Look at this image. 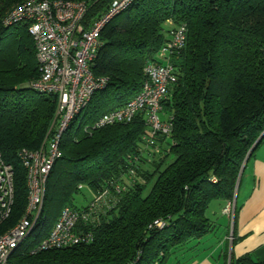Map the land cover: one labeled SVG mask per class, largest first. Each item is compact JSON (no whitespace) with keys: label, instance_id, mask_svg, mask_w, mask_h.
I'll return each instance as SVG.
<instances>
[{"label":"trees","instance_id":"obj_1","mask_svg":"<svg viewBox=\"0 0 264 264\" xmlns=\"http://www.w3.org/2000/svg\"><path fill=\"white\" fill-rule=\"evenodd\" d=\"M25 1L0 0V153L11 166L14 188L6 227L26 205V172L17 154L46 145L56 107L53 96L28 86L38 78L28 25L2 24ZM66 1L89 4L85 25L109 2ZM171 25L186 26L184 47L170 59L176 82L161 102V119L170 118L172 133L157 140L158 152L151 150L155 157L142 169L140 144L147 132L141 116L127 124L84 128L139 94L144 66L163 63L157 56ZM100 40L92 72L108 78L107 85L63 134L40 219L10 264H167L178 248L211 231L209 205L234 198L246 159L264 142V0H136L103 29ZM135 158L142 181L125 183ZM113 181L125 190L110 194L92 223L80 226L91 233L90 243L31 254L63 208H86L75 206L78 186L98 193ZM234 264L264 261L247 254Z\"/></svg>","mask_w":264,"mask_h":264},{"label":"built area","instance_id":"obj_2","mask_svg":"<svg viewBox=\"0 0 264 264\" xmlns=\"http://www.w3.org/2000/svg\"><path fill=\"white\" fill-rule=\"evenodd\" d=\"M136 0H109L104 13L85 25L89 4L85 1L28 0L14 7L3 18L6 27L25 23L35 48L38 78L29 88L56 101L54 131L45 146L39 150H20V159L26 172L27 198L20 218L11 226H4L12 213L14 202L13 172L4 163L0 153V264H10L16 249L26 245V240L42 214L48 175L60 157V140L69 125L86 109L95 93L103 90L108 82L106 77H96L92 66L102 46L100 35L103 29L119 14L131 7ZM166 40L158 55L164 63H148L143 68L145 82L139 94L123 107L105 113L89 130L130 123L141 116L147 133L141 137L144 149L157 153L158 139H168L172 133L169 117L161 119V102L169 88L176 82L174 68L170 63L185 44L186 26H170ZM138 161L129 160L128 179L142 181L134 167ZM112 190V191H111ZM125 184L111 182L110 187L92 194V201L85 209H62L50 232L31 250L36 254L48 250H61L78 244H88L92 235L80 228L89 225L101 208L108 202L110 194L119 195ZM235 198L227 201L221 214L229 218V241L235 215ZM154 226L162 228L163 223L155 221Z\"/></svg>","mask_w":264,"mask_h":264},{"label":"crops","instance_id":"obj_3","mask_svg":"<svg viewBox=\"0 0 264 264\" xmlns=\"http://www.w3.org/2000/svg\"><path fill=\"white\" fill-rule=\"evenodd\" d=\"M140 149H144L142 143ZM152 153L148 149L143 154L142 169L147 167ZM82 190L90 200L93 192L88 187ZM235 203L232 241H229V218L221 214L223 203L213 201L206 213L211 231L184 248H178L168 262L174 259V264H234L247 254L253 261H264V142L242 168Z\"/></svg>","mask_w":264,"mask_h":264},{"label":"rangeland","instance_id":"obj_4","mask_svg":"<svg viewBox=\"0 0 264 264\" xmlns=\"http://www.w3.org/2000/svg\"><path fill=\"white\" fill-rule=\"evenodd\" d=\"M88 1H90V0H88ZM157 58L160 59V56L158 55ZM24 86H25V88H27V85H23V88H24ZM53 124H54V123H53ZM52 130H54V125H53V126L51 125V126H50V129H48V131H47V133H46V137H45L44 141L42 142V145H43L44 143H46V142L49 140V138L51 137V135H52V133H53ZM153 157H155V156H153ZM153 157H151L150 160H152ZM140 177H141V176H140ZM124 181H125V180H124ZM125 183H128V182L125 181ZM84 187H85V186H78V189L81 190V189L84 188ZM149 188H150V187H148V188L146 189V192L148 191ZM61 191H63V189H62ZM235 196H236V192H235V194H234V198H235ZM234 198H233V199H234ZM91 201H92V198L89 200L88 195L85 193L84 190H82V192L76 196V199H75V206L78 207V208L86 207L87 205L90 204ZM29 240H30V238H28V239L26 240V244L29 242ZM167 264H174V259L170 260V262H167Z\"/></svg>","mask_w":264,"mask_h":264},{"label":"water","instance_id":"obj_5","mask_svg":"<svg viewBox=\"0 0 264 264\" xmlns=\"http://www.w3.org/2000/svg\"><path fill=\"white\" fill-rule=\"evenodd\" d=\"M23 89H27V88H25V86H24V88ZM260 139V138H259ZM247 160H248V158L246 159V161H245V163L247 162Z\"/></svg>","mask_w":264,"mask_h":264}]
</instances>
